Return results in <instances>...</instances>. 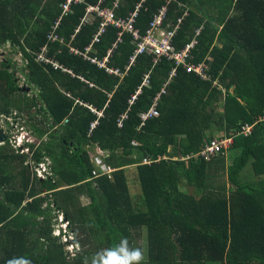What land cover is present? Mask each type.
Here are the masks:
<instances>
[{"label":"trees","instance_id":"obj_1","mask_svg":"<svg viewBox=\"0 0 264 264\" xmlns=\"http://www.w3.org/2000/svg\"><path fill=\"white\" fill-rule=\"evenodd\" d=\"M114 1L98 5L115 18L139 3V34L161 6L162 26L180 18L172 44L194 39L187 60L203 62L207 78L182 66L168 78L173 62L144 53L128 63L130 33L107 24L96 34L100 20L85 12L97 0L70 1L66 10L65 0H0V45L19 50L34 91L15 83L8 56L0 60V115L16 110L35 138L23 141L25 153L0 144V264H91L105 237L81 196L95 205L112 248L127 238L141 249L144 237L143 264H264V0H228L229 14L224 0ZM152 104L156 114L141 121ZM218 120L240 147L227 166L223 153L195 154ZM91 152L113 170L91 178ZM45 161L48 171L37 176L30 166ZM128 165L143 209L129 196ZM52 212L66 219L70 256L53 234Z\"/></svg>","mask_w":264,"mask_h":264},{"label":"built area","instance_id":"obj_2","mask_svg":"<svg viewBox=\"0 0 264 264\" xmlns=\"http://www.w3.org/2000/svg\"><path fill=\"white\" fill-rule=\"evenodd\" d=\"M70 1H82V0H65V3L61 5L64 10L68 8V4ZM116 1L117 0L114 1L113 4L114 6L116 5L115 4ZM100 2L101 0H97V4L93 6L89 5L86 7L87 11H94L95 15L100 20L98 32L96 34L100 33L104 29V26H106L107 24L119 28L120 31L118 32V35H120L121 32L130 33L132 37L131 42L134 48L132 54L128 57V63H131L137 54L144 53L151 56L152 63L158 61L160 57H164L173 62V67L169 72L168 78L174 75L176 66H182L186 72H194L203 79L207 78V75L205 73L206 65L203 62L192 63L187 60V58L190 57L189 49L192 47L194 43V39H192L190 42L185 44L181 49L174 48L172 44V37L175 34V29L177 28L180 18L177 19V23L172 27H169L168 23L162 26V21L164 19V13H165L164 6H161L158 9L157 13L153 15L144 33L139 34L137 29L134 28L132 25L135 16V11L139 6V3L135 6L134 11L130 12L126 18H115L112 9L99 6L98 3ZM88 8L91 10H89ZM83 19H86V17H84ZM50 36L52 35H49V37ZM96 36L94 37V40H97ZM88 48L89 47H86L85 49ZM41 50L43 51L44 47ZM37 59L42 60L43 62H50L51 64H53L54 67L56 66V63H53L47 58H45L42 53L37 54ZM106 59H107L106 56H104L102 58V61L98 62V64L103 65ZM113 71L116 72V70ZM146 77L147 75L144 76L142 82L144 84L147 82ZM156 99H157V94L154 97V102ZM155 114L156 111L152 104V106H150V108H148L146 111H140L138 113V117L141 121H143ZM124 116L125 114L120 115L121 118H123ZM94 123L95 122H92L90 124V127H92ZM117 124L118 126L120 125L119 120L117 121ZM249 130H250L249 125H243L240 127L239 131L240 133L245 135L249 132ZM231 145H232V138L226 136H214L209 140L204 141L203 144L200 146L198 152H196L195 154L202 156L204 159H208L214 154L224 153L226 150H228L231 147ZM112 170L113 169L110 168L102 159L94 157L92 160V168L90 170V175L91 178H94L100 175H107Z\"/></svg>","mask_w":264,"mask_h":264},{"label":"rangeland","instance_id":"obj_3","mask_svg":"<svg viewBox=\"0 0 264 264\" xmlns=\"http://www.w3.org/2000/svg\"><path fill=\"white\" fill-rule=\"evenodd\" d=\"M223 2H224L223 4L225 5L228 4L229 8L227 12L229 14L231 10L230 8L231 3L228 0H224ZM205 7H209V6H205ZM85 12L86 13L92 12L95 15L94 11H87V9H85ZM208 13L210 14L212 12L208 11ZM7 56L10 58V64L7 68L12 71L14 70L13 76L15 79V83L18 86H21L23 88L24 92H26V95L34 96L33 88L25 83V76H24L25 62L22 59L19 50L16 48V46L11 47L9 46L8 42H5L4 44L0 45V60L5 59V57ZM218 109H219V106H218ZM15 112L16 110H13L11 114L7 117L0 115V136L2 137V139L7 140V143L11 148L18 149V152L25 153L27 152V149L26 147H24L23 141H35V138L32 135V133H30V131L27 129L25 125L22 126V121L18 120L16 116L14 117V115L16 114ZM40 118H41L40 115L37 114L36 119H40ZM210 133L211 135L213 134V132H210ZM2 141L3 140H0V144L2 143ZM237 154L238 152L236 153V155ZM30 167L35 171V174L40 177L45 176L44 173L48 171L46 162L38 163L36 166L31 165ZM249 169H250L249 164L248 165L246 164V166L244 167L243 173L248 172ZM125 175L127 179L128 192H129V196L131 198L132 204L134 205L136 209H143L140 188L136 181L135 166L133 165L127 166L125 168ZM187 189L188 188H186V190ZM79 202L81 206L84 207L86 214L90 211V214L93 216L96 222H98L102 226V231L105 237V240H104L105 247L102 246L101 251L112 248L109 242V239H108L106 225L102 223L101 220L99 219L97 212H96L95 205L89 202L88 200H86V198H84L83 196L79 198ZM52 214H54V217H52L51 219L53 234L59 235L61 240L65 241L64 249L66 250L67 254L70 256L75 252L76 245L72 243L70 239V232L67 228L66 219L63 217V215L60 212L58 213L52 212ZM60 233L61 234L63 233V234L61 235ZM64 237L66 238V240ZM144 240H145L144 237H141V239H139V243L141 245V250L145 254L146 245H145ZM205 264H221V263L219 261H213V262H206Z\"/></svg>","mask_w":264,"mask_h":264},{"label":"clouds","instance_id":"obj_4","mask_svg":"<svg viewBox=\"0 0 264 264\" xmlns=\"http://www.w3.org/2000/svg\"><path fill=\"white\" fill-rule=\"evenodd\" d=\"M144 259V252L140 248H131L127 238H123L115 247L97 253L91 264H143ZM9 264L13 262L10 261Z\"/></svg>","mask_w":264,"mask_h":264},{"label":"crops","instance_id":"obj_5","mask_svg":"<svg viewBox=\"0 0 264 264\" xmlns=\"http://www.w3.org/2000/svg\"><path fill=\"white\" fill-rule=\"evenodd\" d=\"M118 75L121 77L122 73H118ZM210 132H213L212 136H226V137L232 138V140L234 139V137L237 136V133H235V130H233L231 126L226 125V124H223L222 122H219V120L217 122H215V126H213L211 128ZM239 149H240L239 145H237L236 147H233L232 146L231 148H229L228 150H226L223 153V156H224V165L225 166L232 164L233 159L236 156V153L237 152L239 153ZM96 152H100V150H98V149L95 148V153ZM95 153L94 154L92 153L93 154L92 160H93L94 157H97V158L101 159V155L100 154H95ZM45 162H46V166H47V161H45ZM45 162H43V163H45ZM126 167L127 166H125V168Z\"/></svg>","mask_w":264,"mask_h":264},{"label":"water","instance_id":"obj_6","mask_svg":"<svg viewBox=\"0 0 264 264\" xmlns=\"http://www.w3.org/2000/svg\"><path fill=\"white\" fill-rule=\"evenodd\" d=\"M1 138H2V137L0 136V140H1Z\"/></svg>","mask_w":264,"mask_h":264},{"label":"flooded vegetation","instance_id":"obj_7","mask_svg":"<svg viewBox=\"0 0 264 264\" xmlns=\"http://www.w3.org/2000/svg\"><path fill=\"white\" fill-rule=\"evenodd\" d=\"M1 140H3L2 138H1ZM3 142V141H2Z\"/></svg>","mask_w":264,"mask_h":264}]
</instances>
